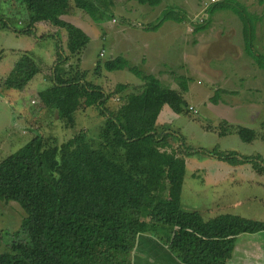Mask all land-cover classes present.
<instances>
[{
  "label": "trees",
  "instance_id": "obj_1",
  "mask_svg": "<svg viewBox=\"0 0 264 264\" xmlns=\"http://www.w3.org/2000/svg\"><path fill=\"white\" fill-rule=\"evenodd\" d=\"M67 1L15 0L27 14V27L20 32L29 34L36 24L51 30L62 27ZM129 1L156 8L164 0ZM208 8L210 15L228 10L239 17L244 48L264 70V56L251 51L254 26L242 8L234 0L210 2ZM159 24L146 30L158 29ZM60 52L51 68L50 87L37 94L40 107L55 112L65 129H73L77 113L88 108L97 111L103 122L97 141L80 131L57 143L34 131L26 144L0 161V201L15 205L23 216L18 241L0 252V264H132L142 234L157 238L183 264H224L239 235L264 232V222L231 214L204 219L202 212L184 210L177 196L171 199L175 195L170 183L183 173L188 153L174 132L158 125V116L164 106L177 115L189 114L188 103L177 91L144 76L140 89L135 88L140 92L128 94L115 107L111 99L127 86L119 84L105 93L86 81L77 65H68L70 57ZM71 54L80 62L79 49ZM126 66L119 57L103 64L108 71ZM44 67L41 60L23 52L3 86L22 92ZM99 68L100 64L95 71ZM213 99L211 103L217 102ZM224 125L220 136L234 133L246 143L258 137L249 128ZM227 161L249 163L264 174V165L252 157Z\"/></svg>",
  "mask_w": 264,
  "mask_h": 264
},
{
  "label": "rangeland",
  "instance_id": "obj_2",
  "mask_svg": "<svg viewBox=\"0 0 264 264\" xmlns=\"http://www.w3.org/2000/svg\"><path fill=\"white\" fill-rule=\"evenodd\" d=\"M210 2L212 0H195L194 5L189 6L186 0H164L160 6L149 8L129 0H68L67 15L62 19L64 25L58 35H54L42 24L34 25L29 34L20 32V28L27 27L24 8L15 0H0V161L26 144L35 135L34 131L57 143L80 131L87 132L88 137L97 141L98 129L103 122L97 111L88 108L78 112L74 128L65 129L55 112L39 105L37 94L50 87L55 54L62 49L64 58L70 57L68 65H77L76 69L85 73L86 81L101 87L105 93L112 92L119 84L127 86L120 96L111 99L115 107L121 106L128 94L140 92L141 78L153 76L165 87L177 91L193 108V111L188 109L189 114L177 115L164 106L159 114L158 125H165L174 132L183 151L188 153L184 156L186 165L183 173L179 172L170 183L175 195L171 199L177 196L176 200L184 210L202 212L204 219L231 214L264 222V175L227 174L222 172L224 167L215 165L224 159L242 160L244 157H252L264 165V89L261 92L239 90L233 96L229 91L222 92L224 78L219 76L211 80L208 72L225 73L234 87L225 85L224 90H238L242 84L239 71L258 69V66L252 54L249 55L251 58H245L247 67L235 65L225 55L226 34L230 40L233 39V45H242L240 48L244 53L250 51L244 48L240 29L232 33L223 31V24L229 23L226 19L234 18V25L241 27L242 22L233 12H216L210 25H216L218 30H204L210 23L211 15L204 13ZM184 16L189 20L184 21ZM216 18L220 20L218 25ZM158 22V30L146 31ZM3 23L6 25L2 26ZM255 39L256 33L251 51L259 56L254 46ZM133 41L138 45L145 41L146 45L130 53L128 49L135 47ZM75 48L80 50V62H77V55L71 54ZM23 52L41 60L45 67L22 92L6 89L2 80L11 73ZM138 54L147 56L145 64L140 63L142 56ZM186 54L195 59L187 58ZM117 57L127 64L123 70L108 71L103 67L105 62ZM98 64L100 68L95 71ZM129 68L137 69L136 75ZM180 85L187 87L186 91L180 89ZM213 98L217 101L213 104L224 102L231 105V100L239 105L262 104L261 115L247 127L258 137L246 143L234 133L220 136L224 123L225 127L239 126L236 125L238 123H227L231 117L228 115L234 113L245 120L248 116L245 111L228 112L227 108L219 105H216V110L209 111ZM225 113L227 118L223 120ZM9 204L0 201V252L12 241H18V225L23 217L19 208L17 210L15 205ZM140 244L143 250H153L156 245L148 236L141 237Z\"/></svg>",
  "mask_w": 264,
  "mask_h": 264
},
{
  "label": "crops",
  "instance_id": "obj_3",
  "mask_svg": "<svg viewBox=\"0 0 264 264\" xmlns=\"http://www.w3.org/2000/svg\"><path fill=\"white\" fill-rule=\"evenodd\" d=\"M188 2L189 6H193L195 3V0H186ZM197 1V0H196ZM235 1V0H234ZM238 6H240L242 8V11L247 15L251 26L253 25V30L256 33V43H255V49L258 52L259 56H264V0H237L235 1ZM209 7V6H208ZM206 8V11L204 12L205 14L208 13V9ZM216 12H214L213 14H211V16H209V20H208V26L204 29L206 31H217V27L216 25H210L212 22V18L214 16ZM184 14V12H183ZM65 16L62 17V19ZM185 19L189 20V18L187 16H184V21ZM224 19V18H223ZM206 20V21H207ZM229 20V23L223 24V31H228L230 33H232L233 31H238L240 29V34L241 38H242V25L240 28L236 27L235 24V19H226ZM218 22H220L219 18L215 19V23L218 25ZM231 23V24H230ZM233 24V25H232ZM204 28V26H202ZM45 28H48L47 26H45ZM61 28V27H60ZM60 28H56L55 30H52L51 32H53V34H57L60 30ZM126 28V27H125ZM31 30H33V28H30ZM126 29L130 30L129 27H127ZM159 29V28H158ZM157 29V30H158ZM149 31V30H146ZM48 32V33H51ZM124 32V30H122V33ZM189 32V31H188ZM124 34V33H123ZM225 43H227V45L225 44V52H226V56L228 57L229 60H231L235 65L237 64H242L243 67L244 65H246L247 67V60L245 58H251L249 56V54L244 53V51L237 45H233L232 44V40H230V36L229 34L225 35ZM197 40V39H196ZM241 40V42H242ZM243 43V42H242ZM133 44L135 45L134 48L132 49H128V51H131L130 53H134V51H136L137 49H140L142 47H144L146 45V42L143 41L142 44L140 43V45H138V43L136 44V41H133ZM207 45V44H206ZM198 48V46H197ZM244 49V48H243ZM140 56V54H138ZM187 58H191L192 55H188L186 54ZM56 56V54H55ZM142 58H140V63L145 64L146 58L147 56L142 55ZM140 56V57H141ZM56 59V58H55ZM54 59V61H55ZM193 59V58H191ZM195 59V58H194ZM193 59V60H194ZM132 60H136V58H132ZM138 60V61H139ZM190 60V59H189ZM192 60V61H193ZM81 61V59H80ZM245 64H244V63ZM253 70V71H252ZM250 69V70H242L239 71L241 73V78L240 83H242L240 85V87L238 88V90H224L225 89V85H231V87H234V84L232 83L231 79L225 74V73H221V72H215V71H210L209 76L211 78V80H215L214 78H218L219 76H221V78L225 79V81L223 82L224 84V88L222 92L225 91H229V93L233 96L238 94L239 90H247L249 92H261L264 89V70L260 69L258 67V69ZM53 72V69H52ZM169 73H171V71H168ZM216 84V81H215ZM219 87V86H218ZM235 89V88H234ZM224 101V100H222ZM229 103L231 105L228 104H224V102H220L219 104H213L210 103L209 104V111H214L216 110L215 108H217L216 105H219L218 107H225L227 108L226 110H229L228 112L231 111H235V113H239V110L245 111L246 115L248 116L245 120L242 116H238L236 114L233 113V115H228L231 117H228V120L230 122H228V120H226L225 118H227L226 113L224 118H222L223 120H226L227 123H238L236 125L242 126V127H249V124H252L255 120H257V118L259 117V115H261L262 110V104L261 105H256V104H240L237 103L235 100H231L229 101ZM189 105V104H188ZM243 107V108H242ZM220 111V110H218ZM159 119V116H158ZM261 123V122H260ZM252 130V129H251ZM227 164V165H226ZM215 165H219L224 167L222 170V172L224 173H233V172H237L239 174H244V173H249V174H257V175H264L263 173H258L256 172V170L251 166V165H232L230 162L228 161H219V163H215ZM215 166V167H216ZM260 187H263L262 184H259ZM150 237V235L148 234H142L139 235L136 241V246L134 247V250L132 252V264H183L181 263L171 252L170 250L167 248V246H165L164 244H162L157 238H153L154 242L156 243V245L154 246L155 249L153 250H143L140 248L141 244H140V238L141 237ZM154 254V255H152ZM160 254V255H159ZM160 257V258H159ZM224 264H264V232H259V233H255V234H241L236 238V241L234 243V249L232 252V255L230 257L229 260H227Z\"/></svg>",
  "mask_w": 264,
  "mask_h": 264
},
{
  "label": "built area",
  "instance_id": "obj_4",
  "mask_svg": "<svg viewBox=\"0 0 264 264\" xmlns=\"http://www.w3.org/2000/svg\"><path fill=\"white\" fill-rule=\"evenodd\" d=\"M214 2H215V0H212L211 3H214ZM189 110H190V111H193V108H192V107H189Z\"/></svg>",
  "mask_w": 264,
  "mask_h": 264
}]
</instances>
